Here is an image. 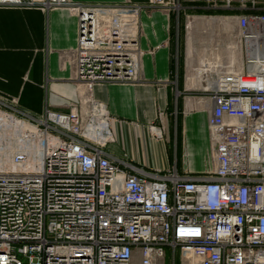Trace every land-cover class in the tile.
<instances>
[{
  "label": "built area",
  "instance_id": "2783aa9c",
  "mask_svg": "<svg viewBox=\"0 0 264 264\" xmlns=\"http://www.w3.org/2000/svg\"><path fill=\"white\" fill-rule=\"evenodd\" d=\"M0 6L76 15L69 62L84 88L67 113L34 115L0 96V264H264V0L147 2L178 23L183 14L188 25L195 18L207 24L197 32L209 41L196 97L211 102L209 167L193 175L176 166L150 170L112 153L114 119L92 96L96 85L144 83L146 6ZM231 50L241 69L229 62ZM191 65L197 68L185 58L190 95ZM150 130L163 139V129Z\"/></svg>",
  "mask_w": 264,
  "mask_h": 264
},
{
  "label": "crops",
  "instance_id": "0c3cea01",
  "mask_svg": "<svg viewBox=\"0 0 264 264\" xmlns=\"http://www.w3.org/2000/svg\"><path fill=\"white\" fill-rule=\"evenodd\" d=\"M75 1L94 5L122 0ZM131 1L146 6L149 0ZM175 23L173 15L169 18L146 6L141 12L139 39L144 52V83L96 85L92 96L106 105L114 119V142L109 145L112 153L150 170L176 166L179 173L193 175L209 167L207 122L211 102L185 91L184 44L180 49L179 38L176 59L177 40L172 31ZM204 27L189 25V35ZM77 41L78 18L65 9L46 12L40 7L0 6V96L17 99L22 109L34 115L42 114L46 108L67 113L72 104L84 97V88L73 81L69 62ZM192 42L189 38V56L197 53ZM204 62L201 56L197 68H189L192 87L201 88L196 71ZM160 113L161 123L157 121ZM152 125L164 130L163 139L150 130Z\"/></svg>",
  "mask_w": 264,
  "mask_h": 264
},
{
  "label": "rangeland",
  "instance_id": "374dc122",
  "mask_svg": "<svg viewBox=\"0 0 264 264\" xmlns=\"http://www.w3.org/2000/svg\"><path fill=\"white\" fill-rule=\"evenodd\" d=\"M183 11L184 10H182L181 12H183ZM184 27H185V32L183 35L184 58H187L188 65H190L191 62L196 64L197 59L199 57H201V56L204 57L205 54H207V48H208L207 44H208L209 38L206 36V34H202V33H194L193 35H189V29L187 28L188 27V19L187 18H185ZM172 31H174L176 33V39H175V40H177L176 52H178V53H175V58L178 59L179 52H180V50H179V38H180V36H179V23L178 22L175 23V25L172 24ZM198 31H200V30H198ZM189 38L192 39V41H193L192 43L194 44L193 47H194V49L197 50V53H195L196 54L195 56L194 55L189 56V54H188ZM220 40H222V39H220ZM200 92H201V90L199 88H195V87H193V90H190V93L193 95L199 94ZM15 100L17 101V99H15ZM17 104H18V101H17ZM18 106H19V104H18ZM19 108L21 110L25 111L20 106H19ZM157 121H159V120H157ZM108 148L110 149V147H108Z\"/></svg>",
  "mask_w": 264,
  "mask_h": 264
},
{
  "label": "bare ground",
  "instance_id": "6f19581e",
  "mask_svg": "<svg viewBox=\"0 0 264 264\" xmlns=\"http://www.w3.org/2000/svg\"><path fill=\"white\" fill-rule=\"evenodd\" d=\"M213 21H218L219 23H222V20H219V19H214ZM194 24L195 25H200L201 24V26H206L207 27V24H204V22H202L198 18L197 19L195 18V19H193L192 21L189 22L190 27H192ZM239 57L240 56L234 50L229 51V55H228L229 62L232 63V64H237L239 66V69H241L242 61L240 60ZM196 76H197V80H201L200 69H198L196 71ZM201 82H202V80H201ZM200 85H201V88H202V84L201 83H200Z\"/></svg>",
  "mask_w": 264,
  "mask_h": 264
},
{
  "label": "trees",
  "instance_id": "16d2710c",
  "mask_svg": "<svg viewBox=\"0 0 264 264\" xmlns=\"http://www.w3.org/2000/svg\"><path fill=\"white\" fill-rule=\"evenodd\" d=\"M195 14H205V11L203 10H196L194 11ZM185 29H184V15L181 14L179 18V36H180V49L183 48V35H184ZM179 68H180V73H179V83L181 85L182 83V68H183V61L182 58L180 57L179 61Z\"/></svg>",
  "mask_w": 264,
  "mask_h": 264
}]
</instances>
